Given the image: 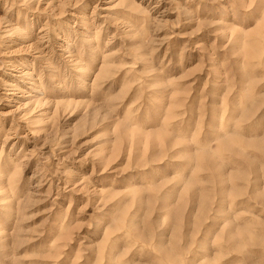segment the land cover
Segmentation results:
<instances>
[{
	"label": "rangeland",
	"instance_id": "1",
	"mask_svg": "<svg viewBox=\"0 0 264 264\" xmlns=\"http://www.w3.org/2000/svg\"><path fill=\"white\" fill-rule=\"evenodd\" d=\"M0 264H264V0H0Z\"/></svg>",
	"mask_w": 264,
	"mask_h": 264
}]
</instances>
